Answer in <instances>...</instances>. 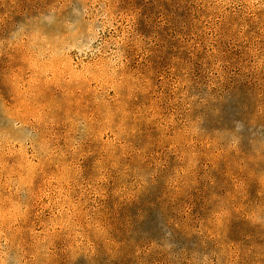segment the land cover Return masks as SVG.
Returning a JSON list of instances; mask_svg holds the SVG:
<instances>
[{
  "label": "rangeland",
  "instance_id": "obj_1",
  "mask_svg": "<svg viewBox=\"0 0 264 264\" xmlns=\"http://www.w3.org/2000/svg\"><path fill=\"white\" fill-rule=\"evenodd\" d=\"M0 264H264V0H0Z\"/></svg>",
  "mask_w": 264,
  "mask_h": 264
}]
</instances>
